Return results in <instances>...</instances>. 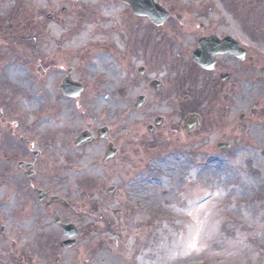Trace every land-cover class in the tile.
<instances>
[{"label":"rangeland","instance_id":"rangeland-1","mask_svg":"<svg viewBox=\"0 0 264 264\" xmlns=\"http://www.w3.org/2000/svg\"><path fill=\"white\" fill-rule=\"evenodd\" d=\"M111 1L0 0V264H55L58 256L60 264H264V86L236 76L238 86L223 91L234 94L233 103L227 104L234 123L228 110H216L222 103H212L216 96L210 93L206 99L212 104L200 111L210 113L190 133L181 131L182 116L189 111L180 108L189 101L177 98L200 97L203 90L186 95L172 92L166 103L162 98V107L133 111L128 104L133 106L135 95L142 92L149 98L151 93L119 94L131 69L129 48L121 41L124 36L131 42L136 38L134 31L132 36L130 29L125 31L126 23L137 26L146 19L133 18L130 7ZM160 1L171 10L201 9L222 15L216 0ZM247 1L218 0L223 10L251 19L255 11ZM110 4L117 9L107 20ZM78 5L89 8L92 16L96 11L99 21L93 29L101 30V40L116 50L106 68L112 66L111 75L91 67L93 57L104 54L103 49L94 48L95 55L79 51L70 59L54 56L71 42L72 27L81 23L76 17ZM142 24L140 36L158 43L150 23ZM237 27L243 29L241 24ZM169 61L166 55L155 59L154 75L172 80ZM39 66L47 71L44 76ZM68 66L73 67V78L85 84V92L77 98L57 92ZM9 72L17 75L16 80ZM260 106L253 115L252 109ZM243 112L253 115V120L242 122ZM215 114L227 116L225 127L208 128L218 121ZM156 115L166 117L167 124L150 136L146 127ZM111 123L116 126L112 140L123 147L120 159L103 163V143L71 147L79 130ZM224 128L232 132L225 134ZM219 142L232 148L219 151ZM52 158H56L52 167L49 162L44 165ZM20 161L34 164L37 177L23 178L17 169ZM33 185L70 201L71 209L64 216L79 229L73 249L60 248L61 230L53 212L38 206L35 192L29 189ZM111 186L117 189L114 195L107 193ZM29 205L32 216L15 217L16 211H26ZM2 227L8 229L7 235L2 236ZM190 247L198 251L192 248L194 253L187 255Z\"/></svg>","mask_w":264,"mask_h":264},{"label":"flooded vegetation","instance_id":"flooded-vegetation-1","mask_svg":"<svg viewBox=\"0 0 264 264\" xmlns=\"http://www.w3.org/2000/svg\"><path fill=\"white\" fill-rule=\"evenodd\" d=\"M176 13L174 17L169 16L168 18L171 23H175L176 25L173 26V33L171 34L170 44L166 48V53L173 60L180 61L182 65H193L197 69L198 76L207 81L206 85L199 84L202 89L215 92L216 95L220 96L224 90H232L236 87L235 73L245 74L246 70L249 73H254V71L261 70V67L257 68V66L264 61V58L253 53L250 47L241 41L239 47L242 50L237 51L238 43L236 40L238 38L231 26L212 21L205 23L204 15L197 14L193 16L189 14L190 11L188 10L176 11ZM199 43L216 46L217 54L211 70L203 69L192 61V52L199 48ZM225 49H232L235 52H222ZM144 73L135 75L132 72L128 87H122L120 92L125 94L127 90L140 89L142 87L140 81L145 82L143 87L148 89L150 81L156 78H152L153 73L148 68L144 70ZM166 87L165 84L158 91L164 90ZM225 97H228V99ZM224 98L226 103H229L232 101L233 95L227 94ZM256 112L258 111L255 110ZM50 195L52 194L50 193ZM56 207L62 206L53 205L50 210L58 214L59 212Z\"/></svg>","mask_w":264,"mask_h":264},{"label":"bare ground","instance_id":"bare-ground-1","mask_svg":"<svg viewBox=\"0 0 264 264\" xmlns=\"http://www.w3.org/2000/svg\"><path fill=\"white\" fill-rule=\"evenodd\" d=\"M113 9L114 8H112V10ZM112 16H113L112 11L106 13V17H112ZM85 22L86 24H89L90 20H86ZM90 30H92V28H90L88 25H84L80 29H78V31H76L73 34L71 43L66 45L64 48V51L57 54V57H62L64 55H68L69 57H71V55L77 54L79 51L85 50L86 47H89L90 49H92V46L94 45V43H96V41L88 40V38L86 37V33H88ZM92 51H91V55H95L94 51L96 50H92ZM110 62H112V59H110L109 57H105V56H102L101 54H97L93 57L92 62H91L92 70L101 71L102 73H105V72L111 73L112 72L111 67L106 69ZM8 74L13 80H16L17 75H15L13 72H9ZM107 85H108V82H105L104 84L105 89ZM26 86L29 87L30 83H27ZM32 102L33 100L30 99L28 104L31 105ZM52 164H53L52 162H49L48 166L52 167ZM245 182L252 184L251 181H248V180H245ZM134 195H136V193ZM192 248L193 250H195V252L198 251L196 248L190 247L188 249L189 251L187 255H192L194 253V251L191 250Z\"/></svg>","mask_w":264,"mask_h":264},{"label":"water","instance_id":"water-1","mask_svg":"<svg viewBox=\"0 0 264 264\" xmlns=\"http://www.w3.org/2000/svg\"><path fill=\"white\" fill-rule=\"evenodd\" d=\"M129 3L132 4L133 8L135 11L142 13L143 10H146L149 12L150 16L153 17L154 19L158 20V16L160 13H158V7L155 6L152 2V0H145V3L142 4V2L140 0H125ZM163 15V14H160ZM70 82L67 84V86H63L62 89L67 90V87H70ZM74 89H75V93L78 94V92L80 91L79 87L74 85ZM85 139V137L82 136V138L79 140L78 143L82 142ZM108 156H112L115 155V152L112 150V148L110 147L108 150ZM72 233H75L74 231H71Z\"/></svg>","mask_w":264,"mask_h":264}]
</instances>
